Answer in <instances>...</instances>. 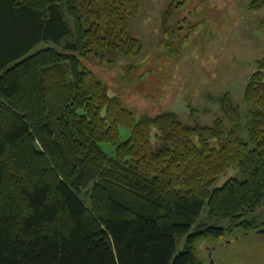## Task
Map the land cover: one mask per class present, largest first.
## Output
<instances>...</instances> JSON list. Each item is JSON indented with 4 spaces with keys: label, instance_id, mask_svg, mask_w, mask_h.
Returning <instances> with one entry per match:
<instances>
[{
    "label": "trees",
    "instance_id": "16d2710c",
    "mask_svg": "<svg viewBox=\"0 0 264 264\" xmlns=\"http://www.w3.org/2000/svg\"><path fill=\"white\" fill-rule=\"evenodd\" d=\"M143 2L0 0V264H202L198 239L258 228L264 54L244 91L248 138L226 97L229 126L137 118L83 58L139 52L130 19ZM206 203L230 225H199Z\"/></svg>",
    "mask_w": 264,
    "mask_h": 264
},
{
    "label": "rangeland",
    "instance_id": "374dc122",
    "mask_svg": "<svg viewBox=\"0 0 264 264\" xmlns=\"http://www.w3.org/2000/svg\"><path fill=\"white\" fill-rule=\"evenodd\" d=\"M250 2L185 0L179 9V0H144L130 19L140 51L113 55L94 49L83 63L137 118L174 111L188 124L212 125L224 119L229 126L232 121L221 104L226 97L240 107L239 133L248 138L251 113L244 91L264 54V7L251 9ZM213 143L220 144L217 139ZM235 175H240L239 168L217 184ZM250 217L258 228L198 239L194 250L201 263L264 264V203ZM198 223L228 226L231 221L212 217L206 203ZM177 243L178 251L184 249L187 235L178 236Z\"/></svg>",
    "mask_w": 264,
    "mask_h": 264
}]
</instances>
